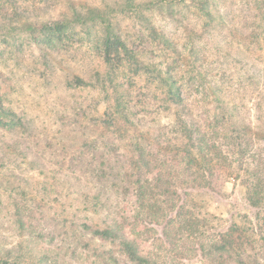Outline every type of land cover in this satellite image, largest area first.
<instances>
[{
	"label": "rangeland",
	"instance_id": "1",
	"mask_svg": "<svg viewBox=\"0 0 264 264\" xmlns=\"http://www.w3.org/2000/svg\"><path fill=\"white\" fill-rule=\"evenodd\" d=\"M106 5L137 58L120 53L112 73L98 50L101 25L47 40L24 24ZM165 72L177 81L184 110L169 98ZM207 82L254 119L264 91V0H0V104L16 117L0 124V245L26 238L59 245L60 264H102L85 245L84 222L102 228L131 218L137 178H179L181 164L163 146L176 147L181 118L210 123L215 101ZM113 89L127 119L114 117ZM136 144L148 170L136 162ZM187 200L208 237L255 222L257 210L233 179L218 192L189 190ZM161 224L146 225L150 248L169 264H207L190 251V236L171 231L167 239ZM255 228V248L264 255V223ZM103 244L121 257L118 247Z\"/></svg>",
	"mask_w": 264,
	"mask_h": 264
},
{
	"label": "trees",
	"instance_id": "2",
	"mask_svg": "<svg viewBox=\"0 0 264 264\" xmlns=\"http://www.w3.org/2000/svg\"><path fill=\"white\" fill-rule=\"evenodd\" d=\"M110 8L107 5L92 7L87 13L73 8L62 20L32 22L25 19L24 24L30 32L39 31L47 40L75 26L90 32L101 25L104 33L98 50L109 65L108 73H112V61L119 58L120 53L133 61L137 58L122 40ZM200 9H204L203 6ZM165 41L172 46L168 39ZM164 77L169 98L184 110L177 81L168 72ZM206 90L215 101L210 123L202 126V122L181 118L176 147H171L170 142L163 146L178 158L179 178L170 173L165 179L156 175L154 183L137 178L136 205L131 218L114 220L102 228L84 222L83 226L90 233L85 245L95 251L102 264H169L148 244L150 234L146 225L152 223H162L167 239L171 231L179 236L181 233L190 236L193 239L190 251H198L207 264H264V255L255 248L256 242L261 240L255 226L264 223V91L253 106L255 117L251 120L245 116L244 106L227 98L216 84L207 82ZM118 94L117 89L112 90L114 117L127 119L128 108ZM15 118L14 112L0 104V124L13 123ZM136 152V162L143 164L140 168L148 170L145 150L140 144H136ZM173 179L177 182H172ZM229 179L238 181L244 188L247 202L257 210L255 222L232 223L214 237H208L202 224L198 227L196 218L188 210L189 190L218 192ZM18 221L24 227L23 220L18 217ZM195 230L200 231V235L194 236ZM104 242L118 247L121 257L111 247L104 246ZM61 249L59 245L45 247L24 238L9 246L0 245V264H60Z\"/></svg>",
	"mask_w": 264,
	"mask_h": 264
}]
</instances>
